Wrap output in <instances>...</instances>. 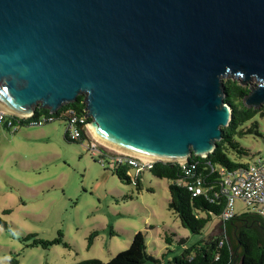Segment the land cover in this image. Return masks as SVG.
<instances>
[{"label":"water","instance_id":"1","mask_svg":"<svg viewBox=\"0 0 264 264\" xmlns=\"http://www.w3.org/2000/svg\"><path fill=\"white\" fill-rule=\"evenodd\" d=\"M226 79L264 105V0H0V110L82 95L86 129L121 154L206 158L231 119Z\"/></svg>","mask_w":264,"mask_h":264},{"label":"rangeland","instance_id":"2","mask_svg":"<svg viewBox=\"0 0 264 264\" xmlns=\"http://www.w3.org/2000/svg\"><path fill=\"white\" fill-rule=\"evenodd\" d=\"M257 110L264 112V105ZM251 122L261 137L247 134L238 139L249 154L241 158L243 163L264 159V116L258 112ZM64 131L63 121L15 132L0 127V264H105L128 249L138 232L146 253L162 264L221 233L218 218L199 234L182 228L168 210L171 181L143 172L140 190L123 184L106 161L98 163V149H89V134L81 142H69ZM250 208L239 199L233 202L236 216ZM59 234V244L44 248L33 243L53 241Z\"/></svg>","mask_w":264,"mask_h":264},{"label":"trees","instance_id":"3","mask_svg":"<svg viewBox=\"0 0 264 264\" xmlns=\"http://www.w3.org/2000/svg\"><path fill=\"white\" fill-rule=\"evenodd\" d=\"M249 86H241L236 80L223 81V102L231 110V119L228 126L221 131V140L215 143V149L208 154L206 158L191 156L189 163L197 164V171L204 181L205 195L192 197L187 187L183 183L189 182L183 169L176 163L155 162L149 173L156 179L171 181L168 186L169 202L168 210L174 213L182 228L192 234H199L212 218H219L226 202V197L218 195L221 173H230L238 168H243L245 163L240 162L241 158L248 157L246 150L242 149L238 143L247 134H261L256 130L258 126L252 124L256 114L262 110L245 108L242 100L248 94ZM71 108L76 113H82L85 109L84 97L78 96L75 102L65 105L61 110ZM60 110V111H61ZM35 116L39 114L49 115L45 109H35ZM59 112L54 115L58 117ZM61 121V120H59ZM251 122L249 129L244 126ZM69 141L66 136H64ZM264 138V135L262 136ZM81 139L72 142H81ZM71 142V141H69ZM100 150H104L99 147ZM230 154H235V160ZM127 167H120L112 170L113 175L125 184H132L137 190H140V176L135 179L129 178ZM178 181L182 183L177 184ZM217 195V196H214ZM215 197V198H214ZM249 208V207H248ZM246 214L234 216L226 222H220L218 225L219 235L211 236L207 240L196 244L195 246L184 248L183 252L174 257L171 261L162 264H264V235L262 236L258 228H264L261 217L250 208ZM234 233L236 238L235 245L227 242L224 237L231 236ZM96 236L93 233L89 238V244L92 238ZM61 234L53 241L34 240V245H40L44 248L59 244ZM166 242L171 240L166 237ZM84 264H104L94 260ZM105 264H161L146 253L145 240L142 233H136L130 246L125 251L119 252L108 263Z\"/></svg>","mask_w":264,"mask_h":264},{"label":"built area","instance_id":"4","mask_svg":"<svg viewBox=\"0 0 264 264\" xmlns=\"http://www.w3.org/2000/svg\"><path fill=\"white\" fill-rule=\"evenodd\" d=\"M61 109L57 111L59 112L58 117H55V113H49V115L39 114L37 116L34 113L24 118L13 116L0 110V126L10 132H15L19 127H41L61 120L64 123L65 136L69 141H78L82 135L86 138L89 134L86 126L91 121L90 117L87 116V110L84 109L82 113H76L71 108ZM88 142L92 153L98 149L97 157L99 164L103 166L106 161V166H109L111 171L120 167H127L129 169L127 175L131 179L137 178L143 172H149L155 163L154 161H143L131 155L120 154L114 151L108 152L109 149L106 150V148H103L104 146H101L94 140ZM98 147L104 150H100ZM176 164L182 167L184 176L190 179L189 182L183 183V185L187 187L192 197L205 195V191H208V189L205 188L203 179L196 173L197 164L189 163L188 160ZM180 183L182 182H177V184ZM219 187L218 195L226 197L225 206L218 218L220 222L223 223L235 216L233 202L239 199L248 207H251L261 217L264 224V159L258 158L251 162H246L243 168H238L230 173L222 172ZM214 196L217 195L214 194Z\"/></svg>","mask_w":264,"mask_h":264},{"label":"bare ground","instance_id":"5","mask_svg":"<svg viewBox=\"0 0 264 264\" xmlns=\"http://www.w3.org/2000/svg\"><path fill=\"white\" fill-rule=\"evenodd\" d=\"M90 134V133H89ZM90 136H91V138L95 141V142H97L98 144H100L91 134H90ZM100 145H102V144H100ZM104 146V145H103ZM110 149V148H109ZM111 150H113V149H111ZM114 152H117V151H115V150H113ZM117 153H119V152H117ZM121 154V153H120ZM126 155H129V154H126Z\"/></svg>","mask_w":264,"mask_h":264},{"label":"flooded vegetation","instance_id":"6","mask_svg":"<svg viewBox=\"0 0 264 264\" xmlns=\"http://www.w3.org/2000/svg\"><path fill=\"white\" fill-rule=\"evenodd\" d=\"M258 231L260 232V234H261L262 236L264 235V228L259 227V228H258Z\"/></svg>","mask_w":264,"mask_h":264},{"label":"crops","instance_id":"7","mask_svg":"<svg viewBox=\"0 0 264 264\" xmlns=\"http://www.w3.org/2000/svg\"><path fill=\"white\" fill-rule=\"evenodd\" d=\"M2 129H4V130H6L7 132H8V130L7 129H5L4 127H2V126H0Z\"/></svg>","mask_w":264,"mask_h":264}]
</instances>
